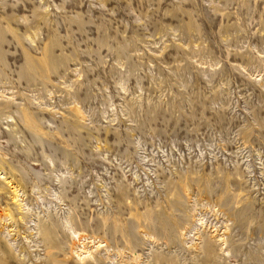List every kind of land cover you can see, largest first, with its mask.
<instances>
[{
    "label": "rangeland",
    "instance_id": "374dc122",
    "mask_svg": "<svg viewBox=\"0 0 264 264\" xmlns=\"http://www.w3.org/2000/svg\"><path fill=\"white\" fill-rule=\"evenodd\" d=\"M0 264H264V0H0Z\"/></svg>",
    "mask_w": 264,
    "mask_h": 264
},
{
    "label": "bare ground",
    "instance_id": "6f19581e",
    "mask_svg": "<svg viewBox=\"0 0 264 264\" xmlns=\"http://www.w3.org/2000/svg\"><path fill=\"white\" fill-rule=\"evenodd\" d=\"M16 187H17V186H16ZM13 189H14V188H13ZM16 189H17V188H16ZM14 190H15V189H14ZM16 191H17V190L14 191L15 195H14L13 197H17V196L19 195V194L17 195V192H16ZM14 193H13V194H14Z\"/></svg>",
    "mask_w": 264,
    "mask_h": 264
}]
</instances>
